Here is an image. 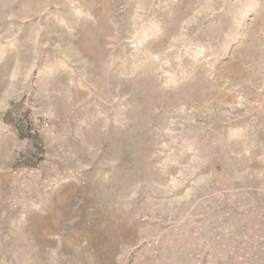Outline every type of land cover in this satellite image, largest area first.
Here are the masks:
<instances>
[{"label": "rangeland", "instance_id": "obj_1", "mask_svg": "<svg viewBox=\"0 0 264 264\" xmlns=\"http://www.w3.org/2000/svg\"><path fill=\"white\" fill-rule=\"evenodd\" d=\"M0 264H264V0H0Z\"/></svg>", "mask_w": 264, "mask_h": 264}]
</instances>
